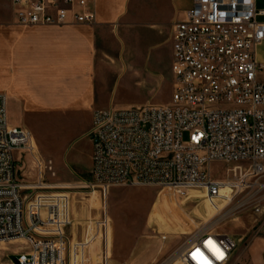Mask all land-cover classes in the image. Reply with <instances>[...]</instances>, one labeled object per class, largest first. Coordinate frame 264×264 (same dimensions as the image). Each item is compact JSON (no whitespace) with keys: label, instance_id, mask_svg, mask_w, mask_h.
I'll return each instance as SVG.
<instances>
[{"label":"built area","instance_id":"obj_1","mask_svg":"<svg viewBox=\"0 0 264 264\" xmlns=\"http://www.w3.org/2000/svg\"><path fill=\"white\" fill-rule=\"evenodd\" d=\"M12 6L24 29L97 24L90 0H12ZM262 16L255 0H194L173 29L171 102L93 113L87 188L106 197L118 187H163L182 199L191 193L213 204L225 199L227 206L253 188L264 175L263 65L256 60L264 43ZM34 143L30 132L10 124L7 98L0 93V250L26 246L11 264H111L105 212L87 221L83 240L68 235L69 198L44 176H55L51 162L36 159L37 182L20 180L16 154L33 152ZM214 162L237 164L232 178L215 180ZM254 212L262 213L260 207ZM236 249L232 236L201 228L168 262L228 264Z\"/></svg>","mask_w":264,"mask_h":264},{"label":"crops","instance_id":"obj_2","mask_svg":"<svg viewBox=\"0 0 264 264\" xmlns=\"http://www.w3.org/2000/svg\"><path fill=\"white\" fill-rule=\"evenodd\" d=\"M1 1L0 93L7 98L11 125L21 127L17 118L26 123L38 116L66 117L85 110L93 118L96 110L113 108L115 87L124 79L145 88L143 103H152L167 86V74H172L174 26L194 0H90L96 25L34 29L19 27L12 0ZM255 3L264 11V0ZM259 21L264 22V16ZM256 60L263 65L259 80L264 82V43L256 50ZM229 193L222 191L224 196ZM226 204L206 201L207 214ZM86 228L72 225L67 233L79 242ZM160 241L147 243L125 263L111 260V264H170L169 257L183 243ZM236 243L228 264H264L263 236ZM98 248L97 243L90 255Z\"/></svg>","mask_w":264,"mask_h":264},{"label":"rangeland","instance_id":"obj_3","mask_svg":"<svg viewBox=\"0 0 264 264\" xmlns=\"http://www.w3.org/2000/svg\"><path fill=\"white\" fill-rule=\"evenodd\" d=\"M1 2L6 3L7 0ZM166 85L150 104L171 102V73L167 74ZM141 89L130 79L120 81L114 90L113 108L147 104L143 103L145 88ZM15 115L13 111L10 116L14 119ZM15 121L20 128L31 133L36 144L33 152L18 151L16 154L20 180L25 184L37 182L40 175L36 159L51 162L55 176L50 173L44 176L51 184L60 186L68 196L73 225L83 226L90 218H100L104 212L107 214L111 226L112 262L125 263L147 243L161 242V236L168 237L165 242L181 245L201 228L228 234L236 242H251L256 234L264 237V175L253 188L239 193L231 204L214 210L211 216L205 208L207 200L200 193H191L190 198L182 199L169 188L118 187L104 197L87 188L92 180V145L87 138L92 125L91 111L71 113L66 117L38 116L26 123L20 118ZM187 137L185 135V139ZM236 166L214 162L211 165L212 176L217 181H225L232 178V170ZM222 204H225V199L218 202V205ZM254 207H260L262 213L256 214ZM24 249L26 246L22 244L4 247L0 250V258L4 264H9L15 261L14 254Z\"/></svg>","mask_w":264,"mask_h":264},{"label":"snow or ice","instance_id":"obj_4","mask_svg":"<svg viewBox=\"0 0 264 264\" xmlns=\"http://www.w3.org/2000/svg\"><path fill=\"white\" fill-rule=\"evenodd\" d=\"M205 264H207V261H205Z\"/></svg>","mask_w":264,"mask_h":264},{"label":"bare ground","instance_id":"obj_5","mask_svg":"<svg viewBox=\"0 0 264 264\" xmlns=\"http://www.w3.org/2000/svg\"><path fill=\"white\" fill-rule=\"evenodd\" d=\"M35 144V143H34ZM35 146H36V144H35Z\"/></svg>","mask_w":264,"mask_h":264}]
</instances>
